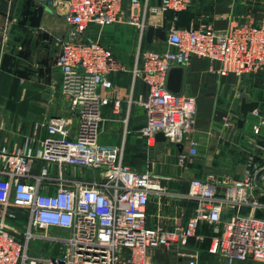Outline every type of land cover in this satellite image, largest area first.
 Wrapping results in <instances>:
<instances>
[{"label":"built area","instance_id":"2783aa9c","mask_svg":"<svg viewBox=\"0 0 264 264\" xmlns=\"http://www.w3.org/2000/svg\"><path fill=\"white\" fill-rule=\"evenodd\" d=\"M193 1L160 0L151 10L179 13ZM37 2L56 8L70 26L57 65L61 92L73 115L50 116L49 136L37 150L28 145L0 149V264H167L154 262L151 251L172 244L189 248L191 242L195 247L185 254L187 263L199 264L206 238L198 232L203 223L211 230L210 254H220L230 263L264 264V216L257 213L264 209L259 200L264 194V162L242 179L221 181L214 174L192 178L186 191L174 194L195 201V214L185 224L166 228L148 225L147 208L152 198L170 194L164 184L167 177L130 167L123 161L121 146L100 141L103 109L111 102L101 90L113 88L110 76L123 64L106 42L87 37L88 27L128 22L143 33L147 5L141 18L140 0ZM166 43L163 50L141 51L133 70L147 87L138 103L146 112L140 134L150 146L159 132L166 141L182 142L194 124L196 98L168 88L173 67L188 66L199 57L208 59L210 72L219 76L264 74V7L258 22L237 19L226 29L212 24L172 27ZM119 107L116 99L114 109ZM231 123L225 118L226 127ZM259 131L255 126L254 132ZM191 145L190 154L195 155L198 142L191 140ZM7 219L23 220L25 229L10 228ZM33 238L62 242L64 247L57 255L31 256Z\"/></svg>","mask_w":264,"mask_h":264},{"label":"crops","instance_id":"0c3cea01","mask_svg":"<svg viewBox=\"0 0 264 264\" xmlns=\"http://www.w3.org/2000/svg\"><path fill=\"white\" fill-rule=\"evenodd\" d=\"M140 2L141 18L147 5L146 25L160 27L165 33L164 41L154 42L158 46L142 43L140 33L135 50L121 55V49L116 47L121 38L118 28L131 23L119 22L105 27L91 24L87 30V37L106 42L123 64V68L110 76L113 88L101 90L111 102L103 109L100 141L121 146L123 161L131 167L148 169L167 177L164 184L170 194L160 200L156 198L158 208L154 212H150L149 203L147 223L174 228L185 224L195 214V201L174 194L186 191L192 178L214 174L221 181L242 179L264 162V74L219 76L210 72L208 59L193 58L184 67L181 89L196 98L193 127L185 133L182 142L156 140L155 144L148 145L140 134L146 123V112L138 103L147 87L142 78L133 73L140 52L165 49L168 31L172 27L212 24L217 29H226L231 21L239 20V14L243 12L219 0H194L189 9L176 16L173 11L152 12L151 8L159 6L160 0ZM263 7L264 0L255 2L248 7L244 20L258 22ZM70 33L64 15L56 8L42 5L37 0H0V149L12 150L28 145L37 150L49 136L47 120L50 116L73 115L61 92V72L57 65L62 42ZM243 98L257 101L258 108L249 112L244 126L239 127L236 118L242 117ZM116 99L120 100L118 109H114ZM225 118L232 120L230 127L224 125ZM255 126H260L259 133L254 132ZM191 140L198 142L195 155L190 154ZM86 174L93 178L92 172L86 171ZM43 188L46 190L47 186ZM259 200L264 202V194H260ZM167 209L171 211L169 216L165 215ZM229 213L231 210L225 217ZM257 213L264 216V209ZM171 219H175L173 227ZM6 223L18 231L22 227L25 229L23 220L7 219ZM199 233L206 236L201 255L204 252L210 254L209 245L206 248L211 240L208 226L203 223ZM162 249L151 251L154 262L166 263ZM29 254L42 257L36 251Z\"/></svg>","mask_w":264,"mask_h":264},{"label":"rangeland","instance_id":"374dc122","mask_svg":"<svg viewBox=\"0 0 264 264\" xmlns=\"http://www.w3.org/2000/svg\"><path fill=\"white\" fill-rule=\"evenodd\" d=\"M220 3L224 2L227 5H231L235 7L236 10L239 9V11L243 12V14H239V20H244L246 18V13L248 10L254 5L255 2L258 0H219ZM70 27V26H69ZM119 33L121 34V38H119L118 43H116V47H118L120 50V54L122 55L126 51H134L135 48L138 45V40H140L139 36L141 33V39L142 43L145 45L148 44H153V46H158L154 42H162L165 40V33L163 32L162 28H152L146 25V27L143 30V33L141 32V29L137 25H131L127 24L124 25L123 27L118 28ZM71 35V34H70ZM70 35L68 36L67 39L70 38ZM88 35V34H87ZM65 39V40H67ZM110 42V41H109ZM156 44V45H155ZM164 44V43H163ZM112 45V44H111ZM232 122V120H231ZM260 127V126H259ZM130 166V165H129ZM131 167V166H130ZM133 168V167H132ZM137 170H146V169H139V168H134ZM148 170V169H147ZM157 199L154 198L151 201L150 205V212H154L155 208L157 207ZM158 208V207H157ZM181 209V208H180ZM185 210V208H184ZM170 210L167 209L165 215L169 216ZM168 220V219H166ZM172 220V219H171ZM173 225H175V219L172 220ZM15 223V222H14ZM175 227V226H174ZM23 231V227L21 228ZM35 231V229H34ZM20 239H23V234L19 233L17 235ZM207 244V243H206ZM24 245H26V242H24ZM209 244H207L206 248L208 247ZM30 249H28L29 253L35 252L39 255H42V257H49L52 255H57L60 247H64V243L62 242H50L44 238H33L31 239L29 243ZM190 247H195L194 242H191ZM162 255L166 259L167 264H188V258L185 257V254L189 252L188 247H180L177 246L176 244H172L168 247H162ZM199 264H258L252 260H245V261H235L230 263L225 259L222 255L217 254V255H210L207 254L206 252L203 253V256L201 255L199 259Z\"/></svg>","mask_w":264,"mask_h":264},{"label":"water","instance_id":"95a60500","mask_svg":"<svg viewBox=\"0 0 264 264\" xmlns=\"http://www.w3.org/2000/svg\"><path fill=\"white\" fill-rule=\"evenodd\" d=\"M183 76H184L183 66L173 67L169 72L168 88L173 92H180L182 89ZM257 108H258L257 101H249L246 98H243L241 104L242 117L236 118L238 126L243 127L248 113L255 112ZM156 140L166 141L167 138L163 132H159L156 134ZM262 172L263 170H261L256 176L257 183H259V176ZM42 231H44V229H42Z\"/></svg>","mask_w":264,"mask_h":264},{"label":"trees","instance_id":"16d2710c","mask_svg":"<svg viewBox=\"0 0 264 264\" xmlns=\"http://www.w3.org/2000/svg\"><path fill=\"white\" fill-rule=\"evenodd\" d=\"M175 13V12H174ZM180 13V12H179ZM177 14L178 13H175V15L177 16ZM209 229V228H208ZM209 231L211 232V230L209 229ZM198 232H199V230H198ZM207 240H208V238H207ZM209 240H210V238H209ZM210 242V241H209ZM201 254H202V252H201ZM213 255V254H212Z\"/></svg>","mask_w":264,"mask_h":264}]
</instances>
